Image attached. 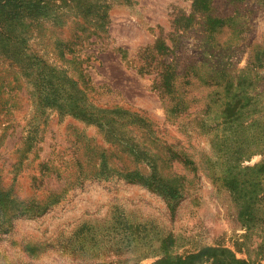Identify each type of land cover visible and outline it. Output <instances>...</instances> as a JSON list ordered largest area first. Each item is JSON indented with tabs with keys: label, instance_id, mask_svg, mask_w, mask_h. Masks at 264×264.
I'll list each match as a JSON object with an SVG mask.
<instances>
[{
	"label": "rangeland",
	"instance_id": "rangeland-1",
	"mask_svg": "<svg viewBox=\"0 0 264 264\" xmlns=\"http://www.w3.org/2000/svg\"><path fill=\"white\" fill-rule=\"evenodd\" d=\"M91 1L106 13L103 27L71 2L58 9L62 23H34L29 50L73 79L87 74L92 104L147 117L196 168L162 166L186 184L174 216L160 195L113 171L87 175L99 168L103 149H109L112 165H136L130 155L117 154L97 125L57 109L39 111L31 85L0 53V86L5 79L12 85L20 79L21 85L0 88V188L48 208L0 227V264H156L170 234L168 250L178 255L200 246L227 248L238 259L256 255L264 214L249 228L243 202L225 176L237 164L264 163V0H208L206 8H195L194 0ZM159 39L169 47L164 57L154 49ZM163 59L176 70L172 96L183 94L190 105L180 117L168 113L171 97L162 99L154 87ZM239 79L250 104L228 123L222 112ZM11 95L15 107L6 115L3 103ZM30 134L37 138L31 149ZM259 188L264 192V173Z\"/></svg>",
	"mask_w": 264,
	"mask_h": 264
},
{
	"label": "trees",
	"instance_id": "trees-1",
	"mask_svg": "<svg viewBox=\"0 0 264 264\" xmlns=\"http://www.w3.org/2000/svg\"><path fill=\"white\" fill-rule=\"evenodd\" d=\"M56 1L0 0V53L17 65L21 77L31 85L35 105L39 111L43 113L46 108L57 109L61 115H69L97 125L108 141L115 146L117 154L130 155L136 165L133 169H128L121 161L112 165L109 161V157L111 158L109 149H103L99 168L89 171L87 175L106 176L113 171L126 182L141 185L160 195L168 204L170 215L174 216L178 201L186 193V184L184 177L175 173L166 174L162 166L177 162L195 170V160L186 151L175 149L174 144L161 139L147 117L117 107L110 109L92 104L86 92L89 83V80H86L87 74H81L82 80L73 79L66 69L48 64L45 59L29 50L28 34L34 23L41 19L62 23L63 15L58 9L69 6L71 2H74L76 10L84 17H98L96 22L98 27H103L107 22L106 13L101 11L102 6L94 4L91 0H59V3ZM202 3H205L206 8L208 0H194V7ZM154 49H157L163 57L169 52V47L161 39L156 41ZM159 65L162 68L158 71L154 87L159 91L162 99L171 97L167 107L168 113H178L180 117L188 111L190 105L183 94L178 93V99L172 96L176 80L175 67L166 59L159 61ZM88 74L90 75L89 72ZM221 76L225 77L224 73ZM242 83L243 81L239 79L236 91H233L234 86L231 85L230 100L227 101L222 112L223 119L228 123L238 121L244 108L250 104L247 92L239 89ZM13 84L5 79L0 88H10V91L13 88L19 89L20 79H15ZM82 84L85 88L81 87ZM11 98L12 95L3 103L6 115L10 113L11 107H15L10 103ZM28 139V147L31 149L37 138L30 134ZM161 148L164 150L161 151ZM241 153L242 150L237 151L238 157H241ZM110 154L114 156V153ZM243 171L247 172L244 174L248 176L247 178L243 177ZM226 173V185L233 192L236 200L243 202V216L249 228L256 227L254 225L258 223V218L264 214V192H260L259 188L260 176L264 173V163L242 169L237 164L233 168H228ZM47 209L46 206H39L34 202L17 200L10 192L0 188V227L5 224L10 225L15 217H35L45 213ZM138 231V229L134 230L137 233ZM173 239L171 234L166 237L164 257L156 264H261L264 260V239L257 249V254L252 256L248 253L247 258L244 259L236 258L227 248L208 246H200L186 254L178 255L168 250V245Z\"/></svg>",
	"mask_w": 264,
	"mask_h": 264
}]
</instances>
